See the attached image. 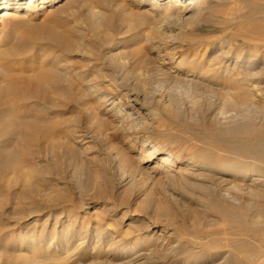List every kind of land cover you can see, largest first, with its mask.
<instances>
[{"label":"rangeland","instance_id":"obj_1","mask_svg":"<svg viewBox=\"0 0 264 264\" xmlns=\"http://www.w3.org/2000/svg\"><path fill=\"white\" fill-rule=\"evenodd\" d=\"M115 1L63 0L43 13L28 11L24 0L14 18L5 21L0 39V151L8 146L10 151L23 147L35 173L24 180L17 171H0V264H35L38 260L43 261L39 264H78V252L93 258L107 252L113 242L112 250L122 247L130 224L140 228L134 234L140 233L142 238L160 235L165 240L173 233L172 244L178 237L183 243L200 235L204 236L202 243H209L216 234L235 231L237 243L254 249L264 260V194L256 195V188L252 193L245 190L247 187L235 189L241 180L230 183L225 173L218 174L223 178L214 183L212 177L199 174L198 167L187 164L191 158L231 160L239 155L235 150L239 142L252 139L260 126L264 128V65L259 69L260 95L249 93L252 105L244 108L224 100H235V79L213 83L210 77L200 78L188 88L183 80L175 81L172 72L185 54L188 63L193 58L199 63L205 56L202 62L208 65L207 61L221 53L215 46L234 30L244 27L258 32L261 14L228 24L225 18L243 15L248 9L228 15L233 2L214 0L218 7L207 11L200 23L176 25L171 31L162 23L158 25L159 16L147 18L133 31L111 20L94 31L92 10L118 20H134L136 13L152 12L150 6L138 8L131 0H120L124 12L123 8L117 11ZM70 41L79 44L73 54L63 50ZM156 45L164 46L162 53L169 51L174 61H163ZM14 47L21 52H13ZM47 52L61 55L65 63L80 71L73 102L56 109L20 106L10 113L5 104L13 98L9 82L19 79L21 85L22 77L26 80L41 69V54ZM89 84H94L93 91L89 92ZM102 94L120 97L140 114L134 113L130 120L118 118L109 102H98ZM57 97L62 100L65 96ZM20 119L30 121V125H21ZM143 140L156 143L164 152L179 154L182 162L164 164L159 155L138 163L149 149L143 147ZM210 201L219 204L212 206ZM225 201L230 202L232 207L226 204L230 209L243 213L248 223L256 222V228L240 225L231 229L229 219L219 210ZM98 226L104 228L100 239L96 236ZM68 231L82 235L64 246L62 238ZM88 234L95 236L89 238ZM81 240L85 242L76 252ZM98 241L101 247L93 253ZM205 252L191 260L183 253L167 259L160 253L157 256L171 264H214L221 257L216 253L211 258Z\"/></svg>","mask_w":264,"mask_h":264},{"label":"bare ground","instance_id":"obj_2","mask_svg":"<svg viewBox=\"0 0 264 264\" xmlns=\"http://www.w3.org/2000/svg\"><path fill=\"white\" fill-rule=\"evenodd\" d=\"M23 1L24 0H0V8H1L0 24L3 25L2 27H0V39H1V35L4 33L5 21L14 18V16L17 14V11L22 8V5L24 3ZM121 1L120 0L115 1L114 6L117 11L123 8L122 10L124 12V3H122ZM132 1L134 5H136L138 8H142L144 6H150V8L148 9L149 11L152 10V12H146L144 14L136 13L134 15L137 16V19L134 20L123 19L122 16H121L122 19L118 20L117 18H115V16L112 18L109 15L112 18L110 19V17H108V15L102 11L90 10L91 11L90 20H91L92 29L98 32L103 27V25H105L107 22H110L111 20L113 24L119 22L120 25L122 24L126 26L128 31H133L139 25L143 24V22H147L146 20L147 18H150L151 16H153V18L159 16L158 25L162 23V25L167 30L171 31L177 28L176 25L183 26L195 22L200 23L201 18L207 13V11L216 9L218 7L217 4H214V0H131V2ZM62 2L63 0H26V3H28L27 6L28 11L43 12V13L48 12L54 6L59 5ZM231 2L235 3L236 5L234 6L233 3H231L232 5L230 6L233 7L230 8V12L227 13L228 15L234 14V12L239 10L241 11L244 8L248 9V11L240 16H232L225 18L226 23L228 24L234 22L236 23L237 21L243 20L245 16L251 18L256 13H259L261 14L260 15L261 19L258 18V20L260 22L262 21L259 25H257L256 28L259 31L257 32L256 30L254 31L253 28L246 29L244 27L234 30L233 33L227 35V37H225L222 40V43L215 46L217 47L215 48V50L218 48L222 49L221 53L219 52L220 54L216 55V57H214L213 59L211 58V60L207 61L208 65L202 62L205 59L204 58L205 56L201 57L199 63L192 61L194 58L190 61V63H188L187 59H185L186 57L185 54L180 59V61L177 64H175L176 71H172V72H174L173 74L174 80L177 82L179 81L182 82L183 80L184 83L188 86V88L192 87L196 83H199L200 78L206 79L210 77L211 82L214 83L219 80H225V78L231 77L236 80V84H233L234 86L233 89L235 91V100L231 101L232 99L229 100V97L228 98L225 97L224 100L226 101L227 104H230L231 106L244 108L245 106L252 105L251 100L253 99H251L249 95L251 94L252 96H256L257 93H258L257 95H260V92L262 90V86H261L262 82L259 76L260 75L259 69L262 68V66L264 65V0H231ZM26 17L27 15L25 16V18ZM144 34H146V32ZM146 39L150 40L151 37L147 36ZM119 45L120 44L118 41L115 48ZM77 47H79V44H77V42L73 43L72 41H70L64 45L63 50L67 54L70 53L73 54V51ZM155 48L157 49V52L163 61H166L167 58H169L172 62L174 61L175 58L170 55L169 51L162 53L163 51H165L164 46L156 45ZM11 50H13V52H18V53L21 52V49L17 47H14ZM113 53L115 54V51ZM5 54H8V51H6ZM106 54H108V52ZM41 55H43L42 58H40L41 59L40 64L42 66V67L40 66L41 69H38V71L36 70L32 75H30V77L26 76V80H24L23 77L21 78V76L19 77L21 78V80L23 79L22 83H26L27 87L26 85L21 86L22 83L20 85L19 79H16L18 83H16L15 79L14 81L11 80L13 82L12 83L13 85L11 84V82H9L8 87H10V89L8 87L7 88L13 94V98H11L5 104L10 108L9 111L10 113L11 112L13 113V109H16L20 106L25 107V109H28V107L56 109L69 105L71 101L73 102L75 89H76L75 81H77L76 79L78 78L80 79L81 77L79 76V74H81L80 71H75V68L73 66H71L67 62L65 63L64 60L61 58V55L59 54H53V52L52 53L47 52L46 54H41ZM180 74H183V77H181ZM198 74H200L199 77L197 76ZM90 84H89L90 87H88L89 92L93 91L94 88L93 87L94 84L93 86H91ZM118 91L119 93L122 92L120 90ZM252 91H256V94L255 95L252 94L253 93ZM96 93L98 95L99 92ZM58 95L65 96L63 98L64 100L59 99V97H57ZM98 99H99L98 102L102 104L104 103L105 105L106 103L109 102L108 104L111 106L110 109H112L113 112L116 113L118 118L122 117V120H124V117H127V119L130 120L131 117L134 115V113L140 114V111H138L136 108L128 106V104H124L120 97L116 98L110 94H102L99 96ZM10 116L12 117V115ZM0 117L2 118V115ZM134 120H138V119H134ZM132 122L134 123L135 126L137 125L135 124L137 121L136 122L132 121ZM24 123L29 124L30 121H27L25 119L23 120L20 119V124L22 125ZM29 125H27V127ZM258 132L259 133H257L255 137H253L252 139L251 137H247L245 140H243V142H239V144H237L235 150L236 153H238L239 155L231 160H227V161L224 160L223 162H221V161H213L214 159L213 160L207 159V157L206 158L203 157L202 159L191 158L189 161H187V164L193 167H198V170H200L199 174L203 176L208 175L207 177H209V179L210 177H212L214 183L215 180L217 181L218 178H223V176L219 177L218 174L220 173H225L228 176L227 179L225 178V180L229 181L230 183L232 181L234 182L239 179L242 181V183L241 181L240 184H238V182L237 184L234 183L235 185L233 187L235 189L238 190V188L236 187H243L241 189L247 187L245 188V190L249 189V191H251L252 193V191L255 190L254 188H256L258 192L256 191L255 194L260 196L264 194L261 193L264 192V128L260 126ZM147 140H143V147L147 145L149 148L148 152L147 154L142 155V158L138 161V163L149 161V159L152 158H157L159 155H162V163L164 164H171L172 166H176V163L182 162L179 154L172 151L164 152L159 145H157L154 142L153 144L148 143ZM26 153L27 152L24 151L23 147L19 149L17 148L12 149L10 151V148L8 146L2 151H0V171L4 173L5 172L8 173L14 170L17 171L24 180L31 179L35 173V169L30 164H28ZM161 166H163V164H161ZM172 170H174V167H172ZM227 200H229V198ZM237 201L238 200H235V202ZM229 203H226L225 201V205H223V207H220L219 210L224 213V216L227 219H229L228 221H230L231 229H235V228L237 229V227H239L240 225L242 226L245 225L246 229L247 227L250 229L256 228L255 227L256 222L248 223V221L243 217L244 216L243 213L241 215V213L237 211L238 209L236 210L233 208L230 209V207L232 206ZM218 204L219 203L213 201H210L209 203V205L212 206L213 205L218 206ZM226 204H229L228 206L230 207L226 206ZM98 227L97 230L99 234H97L96 236L99 237L100 239L101 235L103 234L104 228L100 226ZM71 231H68L63 235L64 236L62 238L63 242L61 243L64 246L65 245L68 246L72 242L75 236L82 235L80 231H74V232ZM135 231H140V228L137 227L133 228V226L130 224V226L126 229V236H125L126 238L124 237L125 241L121 240L123 241L122 242L123 246L120 247L118 245L119 247L116 250H112V248H110V246L114 245L113 243H115L112 241L113 242L111 243L112 245L107 247V252L97 253L94 256H92L93 258H90V256H88L85 253L78 252V256L76 255L79 259L78 264H171L161 261L160 257L157 256V254L160 253L163 258L167 259L170 256L176 254H180L181 256V254L183 253L186 255V259H190V258L197 259L198 256L205 251H207L205 253H207V255L210 256L211 258H215L216 253L218 254L221 253V257L219 259H216L217 261L215 260L214 264H261V262L259 261L260 257L258 253H255L253 247H252L253 250H250L245 246V244L242 245L237 243V240H235L236 237L235 238L233 237V235H235L234 233L235 231L233 232L234 233L233 234L230 233L231 231L230 230L228 232L229 235L225 231H224V235L221 233L217 236L216 234V236L212 240H210L209 243L207 241H205V243H202L203 241L201 238L204 236L200 238L201 235L196 236L195 239L192 238L183 243L180 237H178L176 244L171 243L172 242L171 237L174 236L173 233H169V238L162 240L161 238H159L160 235L158 237H155L154 235H149V236L144 235V237L142 238V236H138L140 233L137 232L138 234H134ZM43 236L44 235H41V237ZM88 236L89 238H92L95 235L92 236L91 234H88ZM206 236L207 235H205V237ZM84 242H85L84 240L83 241L81 240V242L78 244L80 246L75 248V250L77 249L76 252L81 249L80 247ZM118 243H120V241H118ZM98 247H101L99 241L98 243H96V246L92 252L95 253L97 249H99ZM262 257L264 258V256ZM42 262L43 261L38 260L35 262V264H39ZM74 263L72 262L71 264Z\"/></svg>","mask_w":264,"mask_h":264}]
</instances>
